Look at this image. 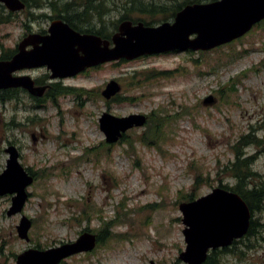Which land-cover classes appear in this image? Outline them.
<instances>
[{"label":"rangeland","instance_id":"obj_1","mask_svg":"<svg viewBox=\"0 0 264 264\" xmlns=\"http://www.w3.org/2000/svg\"><path fill=\"white\" fill-rule=\"evenodd\" d=\"M66 1L73 0L59 5ZM182 1L134 4L170 7ZM91 2L106 14L101 23L90 13L87 29L103 24L110 47L127 15L153 25L164 21L158 14L132 12V1ZM5 17L0 10V21ZM22 19L19 15L14 24L0 23V54L18 40ZM112 80L119 91L107 98L103 92ZM61 84L56 101L38 103L19 90L0 102V173L6 168L5 149L13 144L20 163L34 175L21 212L8 216L12 195L0 196V264H17L26 250L72 243L86 232L94 235V248L60 264H186L179 259L186 247L180 204L192 201L186 200L189 195L195 200L220 185L235 184L225 166L235 159L238 138L252 130L261 142L246 146L244 153L255 156V181L264 183L262 25L209 51L106 61L65 77ZM104 113L142 114L147 120L108 150L99 123ZM150 116L167 119L148 144L141 136L154 124ZM23 216L32 223L28 240L18 235ZM254 218L261 226L256 236L235 246L242 256L217 253L219 264H264V211Z\"/></svg>","mask_w":264,"mask_h":264},{"label":"water","instance_id":"obj_2","mask_svg":"<svg viewBox=\"0 0 264 264\" xmlns=\"http://www.w3.org/2000/svg\"><path fill=\"white\" fill-rule=\"evenodd\" d=\"M12 9L21 8L19 0H0ZM264 20V0H214L187 4L179 10L173 21L156 26L143 22L133 24L122 21L118 32L109 40L94 34L79 35L67 25L54 23L51 35L43 40L36 51H20L10 60H0V90L23 87L41 95L43 88H34L29 76H15L14 72L25 67L47 65L53 75L64 78L73 76L86 67L120 58L132 59L179 50L207 51L230 43L247 34L257 23ZM77 46V47H76ZM119 91L115 80L107 84L104 96L109 98ZM147 117L131 114L124 117L104 113L99 120L100 129L107 143L119 140L133 128L143 126ZM6 168L0 173V196L12 195V205L7 210L11 216L22 211L28 199L26 188L34 178L20 163L16 146L9 145ZM183 234L186 247L179 259L186 264H203L210 251L226 248L244 237L250 227L251 211L237 192L223 187L188 203H181ZM32 223L23 216L17 227L18 235L29 239ZM95 246V237L83 233L75 242L64 243L46 250L29 249L17 256V264H59L77 253L87 252ZM149 264H156L151 261Z\"/></svg>","mask_w":264,"mask_h":264},{"label":"flooded vegetation","instance_id":"obj_3","mask_svg":"<svg viewBox=\"0 0 264 264\" xmlns=\"http://www.w3.org/2000/svg\"><path fill=\"white\" fill-rule=\"evenodd\" d=\"M19 1L21 4V8L19 9H12L6 3L0 2V10L3 9L6 11L4 21H0V23L14 24L18 20L19 15L23 17L18 24V27L21 28V34L18 40L7 49H4L5 47L2 49L4 52L0 54V60L12 59L20 49L26 53L31 51L37 52L39 47L43 46V40L51 35L50 30L54 23L65 24L72 31L85 36H87V34H94L103 38L98 33H105L106 31L103 28V24L102 27L97 30L87 29V22L89 18L92 17L90 13L94 12V15L101 18V23H103L102 17L106 14L104 9L99 8V5H95L91 0L89 3H87V0H83V2L81 0L78 2L77 0H73L72 2L66 1L63 2L62 6L59 5L61 0ZM127 1L131 2L133 0ZM88 6L89 9H87ZM77 9L81 10L77 11ZM87 15H89V17H87ZM143 23L146 24L145 22ZM83 71L87 72V67ZM14 75L29 76L33 81L34 88H43L42 93L41 95L34 94L23 87L9 88L8 90H13L14 95L15 92L23 90L38 103L44 102L43 99L56 101L60 89L64 88L63 84H61L64 78L54 76L53 71L48 68L47 65L25 67L14 72Z\"/></svg>","mask_w":264,"mask_h":264},{"label":"trees","instance_id":"obj_4","mask_svg":"<svg viewBox=\"0 0 264 264\" xmlns=\"http://www.w3.org/2000/svg\"><path fill=\"white\" fill-rule=\"evenodd\" d=\"M214 0H184L182 2H176L174 4H171L170 7H165L163 5L161 6H156V5H145V6H135L134 0L132 1V12L137 11L140 13H146V14H158L159 16L162 17L164 21H167L171 18H174L176 12H178L181 8H183L187 4H195V3H203V2H210ZM89 9V6L87 7ZM164 15V17H163ZM89 17V15H87ZM125 18L130 19L132 21L140 20L142 21L143 19L138 18L135 19V17H132L130 15L125 16ZM148 25H152V22H146L143 20ZM259 25H262L264 27V20L258 23ZM100 34L103 39L108 38V36L104 35V33H98ZM230 44V43H229ZM63 88H61L62 90ZM232 89H234V86H232ZM13 90H1L0 91V102H5L8 99H12L14 97ZM61 93V92H60ZM63 93H66L65 90ZM115 101H119V98L115 99ZM151 117V121H153L154 124H151L150 128L148 131L145 132V134L142 137L144 141H146L148 144L151 141H155L156 134L161 131L162 126L164 125L163 122L167 119L164 117H159L156 120H154L153 116ZM261 142V139L258 138L256 132L252 130L248 134H243L241 135L235 146V159L233 162H228V164L225 166V171L229 174H231L234 177L235 184L233 186H228V185H220L221 187H224L226 189L232 190L234 192L239 193L242 198L246 201L248 204L250 211H251V221H250V228L245 237H251V236H256L258 233L257 231L259 230L260 223L257 222V220L254 218V215L256 212L261 213L264 211V183L260 182L257 183L255 181V177L257 176V172L254 171L252 167V162L255 156L247 155L244 153V148L246 146H249L251 144H258ZM106 148L109 150L110 144L107 143L106 141L104 142ZM29 172L33 174L30 169ZM198 179V177H197ZM197 181V180H196ZM193 196L189 195L186 200H193ZM101 237L103 238L104 236L102 235ZM241 242V240H236L233 243V247H226L223 249H218V250H213L209 254L207 260L204 262V264H219L218 263V258H217V253L224 254V253H232L237 256H242L238 255L240 253L238 250H236V244ZM3 246V245H2ZM245 246L249 247L248 244H245ZM0 254H2V248L0 247ZM241 254V253H240Z\"/></svg>","mask_w":264,"mask_h":264}]
</instances>
